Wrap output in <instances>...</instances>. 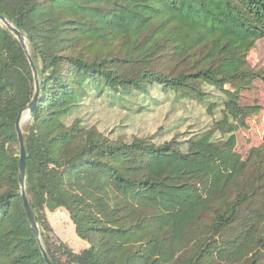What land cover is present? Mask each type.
I'll list each match as a JSON object with an SVG mask.
<instances>
[{
	"label": "trees",
	"instance_id": "trees-1",
	"mask_svg": "<svg viewBox=\"0 0 264 264\" xmlns=\"http://www.w3.org/2000/svg\"><path fill=\"white\" fill-rule=\"evenodd\" d=\"M0 15L24 34L37 68L25 188L53 264H79L80 252L46 235L39 199L66 214L93 264L262 263L264 205L244 203L264 193V174L234 152L227 106L240 82L260 77L246 55L264 39V0H0ZM202 85L224 97L208 107L212 127L184 141L111 139L79 118L67 123L87 97L139 98L147 109L158 89L206 104ZM33 93L24 50L0 21V264H46L17 180L14 123Z\"/></svg>",
	"mask_w": 264,
	"mask_h": 264
},
{
	"label": "rangeland",
	"instance_id": "rangeland-1",
	"mask_svg": "<svg viewBox=\"0 0 264 264\" xmlns=\"http://www.w3.org/2000/svg\"><path fill=\"white\" fill-rule=\"evenodd\" d=\"M246 59L250 69L259 73L260 77L256 76L246 83L240 82L237 86L238 99L235 103L229 104L227 110L232 116L230 120L236 125L234 152L241 160L247 162V170L254 173L261 171L264 174V39L255 42V46L247 52ZM166 65L168 64L161 62L160 67ZM169 68L171 73L187 70L185 65L179 63ZM224 88L235 89L231 84H225ZM202 89L209 95L206 104L192 98H175L172 93H161L158 89H153L150 95L156 101L151 102L147 109L138 106L139 103L143 105L147 103V100L139 101V98L131 99L125 104H115L109 100L87 97L81 100L79 108L67 119V123L79 118L84 124L95 127L111 139L129 141L131 138L140 137L152 138L156 143L170 140L184 141L201 129L212 127L211 121L214 115L209 112L208 107L213 106L218 109L217 103H220L224 97L213 87L202 85ZM214 108L211 110H215ZM28 119L26 115L21 120L24 136L29 133ZM244 204L254 210L262 208L264 193L251 196ZM36 205L50 224L51 231L45 229L50 240L62 241L73 252H80L75 255L77 263L93 264L87 250L82 251L85 248L80 242L75 241L73 228L66 214L58 209L49 211L44 201L40 199ZM63 260L65 261L66 258L64 257ZM260 260L261 264H264V253ZM223 262L228 260L221 261ZM229 264L237 263L229 262Z\"/></svg>",
	"mask_w": 264,
	"mask_h": 264
},
{
	"label": "water",
	"instance_id": "water-1",
	"mask_svg": "<svg viewBox=\"0 0 264 264\" xmlns=\"http://www.w3.org/2000/svg\"><path fill=\"white\" fill-rule=\"evenodd\" d=\"M0 21L20 43L26 55V58H27V61H28V64L30 66L32 76H33V81H34L33 97L31 101L26 105V107L19 111L15 119V123H14V129L16 132L17 142H18L17 180H18L19 191H20V196L22 199L24 213L32 229V232L35 236V239L38 243L42 257L46 264H53L44 249L43 243L41 241L40 233H39V227L37 224V220L29 205L28 197L26 195V190H25L26 153H25V145H24V135L21 129V120L26 115L30 117V115L33 113L35 109V104L37 101L38 91H39V79H38V74H37V68H36V65L34 64V61L31 58L30 51L26 48V45L24 43V41L26 40L24 34L1 15H0Z\"/></svg>",
	"mask_w": 264,
	"mask_h": 264
},
{
	"label": "bare ground",
	"instance_id": "bare-ground-1",
	"mask_svg": "<svg viewBox=\"0 0 264 264\" xmlns=\"http://www.w3.org/2000/svg\"><path fill=\"white\" fill-rule=\"evenodd\" d=\"M24 43H25V45H26V48L29 50V48H28V44H27L26 40L24 41ZM23 118H25V117H23Z\"/></svg>",
	"mask_w": 264,
	"mask_h": 264
}]
</instances>
